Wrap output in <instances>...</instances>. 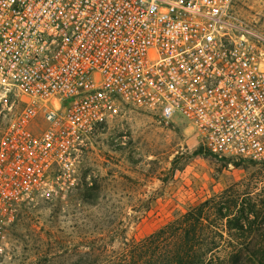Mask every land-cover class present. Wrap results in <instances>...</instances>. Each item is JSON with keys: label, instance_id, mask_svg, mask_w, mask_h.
<instances>
[{"label": "built area", "instance_id": "2783aa9c", "mask_svg": "<svg viewBox=\"0 0 264 264\" xmlns=\"http://www.w3.org/2000/svg\"><path fill=\"white\" fill-rule=\"evenodd\" d=\"M234 2L0 0V251L21 204L66 197L117 103L264 163V34Z\"/></svg>", "mask_w": 264, "mask_h": 264}, {"label": "rangeland", "instance_id": "374dc122", "mask_svg": "<svg viewBox=\"0 0 264 264\" xmlns=\"http://www.w3.org/2000/svg\"><path fill=\"white\" fill-rule=\"evenodd\" d=\"M233 17L264 34V0H235ZM9 117L0 116V130ZM76 178L63 200L18 207L0 264H112L125 243L226 187L260 192L264 163L217 158L180 116L161 124L120 102L91 134Z\"/></svg>", "mask_w": 264, "mask_h": 264}, {"label": "trees", "instance_id": "16d2710c", "mask_svg": "<svg viewBox=\"0 0 264 264\" xmlns=\"http://www.w3.org/2000/svg\"><path fill=\"white\" fill-rule=\"evenodd\" d=\"M125 244L112 264H264V189L226 187Z\"/></svg>", "mask_w": 264, "mask_h": 264}]
</instances>
